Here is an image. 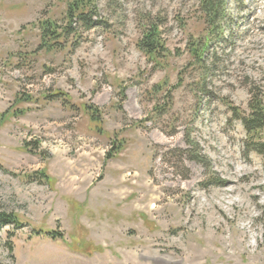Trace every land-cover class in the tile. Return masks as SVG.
I'll return each instance as SVG.
<instances>
[{
  "label": "rangeland",
  "instance_id": "1",
  "mask_svg": "<svg viewBox=\"0 0 264 264\" xmlns=\"http://www.w3.org/2000/svg\"><path fill=\"white\" fill-rule=\"evenodd\" d=\"M67 5L0 0V264H264V0Z\"/></svg>",
  "mask_w": 264,
  "mask_h": 264
},
{
  "label": "trees",
  "instance_id": "2",
  "mask_svg": "<svg viewBox=\"0 0 264 264\" xmlns=\"http://www.w3.org/2000/svg\"><path fill=\"white\" fill-rule=\"evenodd\" d=\"M98 2L99 0H68L67 19L72 24L76 21L85 26H89L92 23V18L98 17ZM224 0H199V9L204 16V23L208 27V30L213 33L218 27H220L224 20ZM143 29V38L139 44V48L143 53L152 59H157L160 53L164 52V44L162 42V28L158 21L149 20L145 21ZM71 29V28H70ZM70 29L68 27L64 30L67 34ZM43 31V43L46 47H49V39L58 38L57 27L54 23L46 22L42 26ZM61 35V34H59ZM61 37V36H60ZM195 55L201 53V46L194 49ZM91 117L94 118L97 114V110L89 108ZM251 114L249 118L243 120L245 129L252 133L258 134L264 133V107L260 103H255L250 106ZM18 224L16 218L7 214H0V227Z\"/></svg>",
  "mask_w": 264,
  "mask_h": 264
}]
</instances>
